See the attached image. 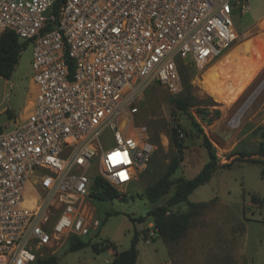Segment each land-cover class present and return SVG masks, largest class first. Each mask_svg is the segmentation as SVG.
Here are the masks:
<instances>
[{
	"label": "built area",
	"instance_id": "2783aa9c",
	"mask_svg": "<svg viewBox=\"0 0 264 264\" xmlns=\"http://www.w3.org/2000/svg\"><path fill=\"white\" fill-rule=\"evenodd\" d=\"M234 5L241 12L246 6L0 0V34L11 30L32 47L25 113L0 124V264H37L70 237L98 234L101 220L89 211L93 177L127 187L148 169L156 148L136 120L135 99L149 83L177 95L181 61L202 70L223 55L238 40ZM106 130L112 145L103 150ZM156 236L151 223L145 242Z\"/></svg>",
	"mask_w": 264,
	"mask_h": 264
},
{
	"label": "rangeland",
	"instance_id": "374dc122",
	"mask_svg": "<svg viewBox=\"0 0 264 264\" xmlns=\"http://www.w3.org/2000/svg\"><path fill=\"white\" fill-rule=\"evenodd\" d=\"M243 3L246 4L243 12L239 5L232 9L238 40L223 55L249 39L252 49L248 54L239 51L238 58L223 67L220 87L223 100L215 99L202 89L200 83L204 69L196 70L184 60L180 66L183 84L180 97L189 102L187 113L172 111L171 94L162 85L149 83L141 90L134 103L138 108L136 120L147 126L156 146L148 169L131 185L118 189L124 198L91 202L89 211L94 212L95 206L96 217L101 221L106 218L105 223L101 224L97 236L88 237V245L82 249L65 253L67 242L54 247L50 255L57 257L56 264H110L113 255L109 250L96 251L94 246L101 247L105 241H110L118 250L127 249L135 230L139 234L138 264H264L261 165L238 160L246 158L240 156L241 152L256 153L260 142L264 148V27L261 26L263 18L260 19L264 14V0H243ZM31 66L32 47L26 44L11 78L0 77V124L9 122L11 114L18 121L25 113L31 96ZM189 115L212 142L219 162L230 165L215 170L208 182L188 196V201L203 204L191 217L184 236L175 241H164L156 236L146 243L144 234L153 223L151 217L138 223L132 222L128 216L145 215L152 207L163 204L174 191L173 184L170 191L155 203H150L144 196L145 188L155 183L171 160L179 155L170 140L171 128L178 125L184 134L181 160L171 175L173 181L179 177H193L208 160L201 136L194 129ZM13 127L14 124L10 123L6 130ZM100 139L103 150L112 145L108 130ZM249 157L259 156L252 154ZM114 210L120 213L106 217L107 211ZM173 210L185 212L187 205L181 203Z\"/></svg>",
	"mask_w": 264,
	"mask_h": 264
},
{
	"label": "trees",
	"instance_id": "16d2710c",
	"mask_svg": "<svg viewBox=\"0 0 264 264\" xmlns=\"http://www.w3.org/2000/svg\"><path fill=\"white\" fill-rule=\"evenodd\" d=\"M26 42H22L18 39L17 35L11 30H4L0 34V77L8 80L11 78L12 73L19 61V56L24 49ZM179 63V73H180ZM183 85V84H182ZM183 91V90H182ZM182 91L177 95L171 96V106L172 111L180 110L187 113L189 102L186 98L180 97ZM190 116V115H189ZM192 125L197 133L201 136L202 146L205 148L208 160L203 164L201 169L191 178L179 177L175 181L171 179V175L176 171L178 163L181 160L182 155V141L178 138L177 126L171 128L170 140L177 148L178 156H175L169 163L166 171L163 175L152 185L147 186L144 191L145 198L150 203H155L162 197H164L174 184V191L168 197L165 202L161 205H156L149 209L145 215H140L136 218L131 215L128 218L132 222L142 223L145 221L146 217H151L154 227L157 231V236L164 241H175L180 239L186 233L190 220L193 215L198 212V207L203 203H194L188 201V196L199 186L208 182L212 174L218 168H225L230 165V163H220L219 158L216 154V150L212 142L203 133L200 125L193 120L190 116ZM241 157H246L245 159H238L239 161L244 160L251 163H257L261 165L260 176L264 179V148L263 143L260 142L259 148L256 153L241 152L239 153ZM257 154L259 157L251 158L249 155ZM93 188L96 190V194L93 195L94 201H112L114 199L124 198L125 195L121 194L118 189L112 187L108 182H106L100 176L93 177ZM252 199H256L252 197ZM185 203L187 205V211L179 212L174 211L173 207ZM119 211H107L106 217L111 215L119 214ZM106 218L101 221L104 224ZM98 235V234H97ZM96 235V236H97ZM139 240L138 231L135 230L131 239L130 246L124 250H117L116 245L113 242L105 241L104 245L99 247L95 245L96 251L112 249L114 252V257L110 264H136L137 260V242ZM88 237L86 238H76L70 237L67 240L68 247L65 251L73 252L84 248L88 245ZM57 257L54 255H47L42 259L37 261V264H56Z\"/></svg>",
	"mask_w": 264,
	"mask_h": 264
},
{
	"label": "bare ground",
	"instance_id": "6f19581e",
	"mask_svg": "<svg viewBox=\"0 0 264 264\" xmlns=\"http://www.w3.org/2000/svg\"><path fill=\"white\" fill-rule=\"evenodd\" d=\"M248 11L249 9L247 12ZM261 26L264 27V19H262ZM249 40H245L244 42L242 41V43L237 44L225 55L221 56V58L219 57V59L212 64H209V62L207 66L203 68L204 70H202V72H204L202 74L200 85L204 91L215 99L223 100V93L220 88L224 77L223 67L229 63H233L238 58L236 55L239 51H242L244 54H248L251 51L252 43Z\"/></svg>",
	"mask_w": 264,
	"mask_h": 264
},
{
	"label": "crops",
	"instance_id": "0c3cea01",
	"mask_svg": "<svg viewBox=\"0 0 264 264\" xmlns=\"http://www.w3.org/2000/svg\"><path fill=\"white\" fill-rule=\"evenodd\" d=\"M250 9V8H249ZM261 18H263L264 19V14L260 17V19ZM93 209H94V212L97 214V208L95 207V206H93ZM93 212V213H94ZM94 213V214H95ZM136 247H137V245H136ZM107 250H109V252H110V254L111 255H113V257H114V252H113V250L112 249H107ZM118 250V249H117ZM120 251V250H119ZM139 257H140V253H139V250L137 249V260H136V264H138V260H139Z\"/></svg>",
	"mask_w": 264,
	"mask_h": 264
},
{
	"label": "snow or ice",
	"instance_id": "6c2138e0",
	"mask_svg": "<svg viewBox=\"0 0 264 264\" xmlns=\"http://www.w3.org/2000/svg\"><path fill=\"white\" fill-rule=\"evenodd\" d=\"M120 154L119 153H117V156H119ZM116 159V157H113V160H115ZM120 175L122 176V177H124V173H120ZM126 178V177H125Z\"/></svg>",
	"mask_w": 264,
	"mask_h": 264
}]
</instances>
